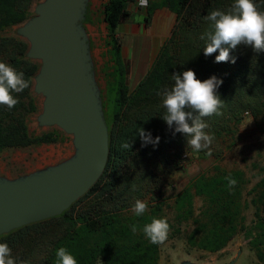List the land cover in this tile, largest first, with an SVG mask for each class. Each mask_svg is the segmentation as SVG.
I'll return each mask as SVG.
<instances>
[{"label": "trees", "instance_id": "trees-1", "mask_svg": "<svg viewBox=\"0 0 264 264\" xmlns=\"http://www.w3.org/2000/svg\"><path fill=\"white\" fill-rule=\"evenodd\" d=\"M35 1L0 0V62L23 72L29 82L22 93H13L19 100L14 108L0 105V153L52 145L61 140V132L55 129L31 134L28 119L39 113L34 80L41 66L27 58L29 44L25 40L5 35L8 29L31 18ZM134 1L109 0L103 11L108 30L106 46L112 63L103 93L110 134L106 171L92 190L62 216L0 237V242L9 245L16 264H56L55 251L60 247L66 248L78 264H96L99 257L105 264H159V245L144 240L143 235L137 236L138 223L122 216L137 199L144 201L164 187L165 178L155 172L154 166H160L171 177L184 167L185 156L220 158L227 149L225 138L235 133L246 116L264 123V51L257 52L241 44L230 49L228 62L221 63L215 62L218 51L204 55L205 41L201 36L212 30L205 17L213 10H228L233 0H148L147 22L160 9H168L178 21L147 76L131 92L117 30L126 17L127 4ZM254 2L264 11V0ZM188 69L201 81L212 76L221 80L217 92L225 101L222 115L203 118L207 124L205 131L214 139L209 148L199 152L187 147V138L174 133L161 118L164 109L160 93L174 84L173 74ZM138 128L150 132L153 140L158 137V143L142 145ZM125 143L130 148H123ZM243 176L241 172L212 178L201 176L177 198L175 209L180 220H194L196 190L197 196L207 199L210 205L202 214L201 226L188 236L189 245L217 253L244 233L250 251L264 264V179L253 189L251 206L255 219L248 227L240 212ZM226 177L237 181L233 188L228 187ZM91 196H95L96 202L89 210L78 212V206ZM151 220L147 219V223ZM133 225L137 227L135 233ZM100 237L101 244L95 245ZM127 239L132 240L124 245L122 242Z\"/></svg>", "mask_w": 264, "mask_h": 264}, {"label": "water", "instance_id": "water-1", "mask_svg": "<svg viewBox=\"0 0 264 264\" xmlns=\"http://www.w3.org/2000/svg\"><path fill=\"white\" fill-rule=\"evenodd\" d=\"M90 0H44L17 30L40 64L34 93L44 99L41 128L73 137L67 161L10 180L0 178V237L62 216L104 175L110 134L85 23ZM242 252L229 264H238ZM183 264H195L184 262Z\"/></svg>", "mask_w": 264, "mask_h": 264}, {"label": "rangeland", "instance_id": "rangeland-1", "mask_svg": "<svg viewBox=\"0 0 264 264\" xmlns=\"http://www.w3.org/2000/svg\"><path fill=\"white\" fill-rule=\"evenodd\" d=\"M44 0H36L31 10V18L35 16V7ZM105 0H90L87 21L85 27L90 37L91 51L95 65L98 85L103 93L107 89L108 73L112 68L109 49L106 46V31L103 27V7ZM143 22V20H142ZM25 23L8 29L6 36L19 37L17 30ZM20 38V37H19ZM131 92L135 90L130 89ZM35 94V93H34ZM39 113L29 117L28 126L31 134L40 135L45 132L58 130L61 132V140L52 145H44L26 150H8L0 153V178L10 180L18 179L35 172L57 166L75 154L73 137L65 134L57 128H41L38 118L43 110L44 99L35 94ZM104 103V99H103ZM105 110V109H104ZM227 149L220 158H198L184 157V167L168 177L155 165V172L164 176V187L151 194L143 202L147 203V211L142 216H136L131 210L123 213V218L134 220L138 223L139 231L137 236L143 235V227L149 218H165L170 225L167 238L158 243L159 264H183L192 262L195 264H229L237 258L239 252L242 255L238 264H260L255 255L250 251L249 241L240 233L226 248L217 253H209L199 248H193L188 243V236L197 230L203 219L202 214L209 208V201L202 196L195 195L196 218L192 221H183L178 217L176 211V200L183 192L201 176L207 178L241 172L243 194L241 199L240 212L245 217V224L252 226L255 219V209L251 206L253 200V189L264 179V123L246 116L235 133L225 138ZM96 202L95 196L89 197L78 206V212L89 210V206ZM138 219H141L140 222ZM100 239V240H99ZM95 241V245L101 244V237ZM132 239L122 242L127 245ZM96 264H105L99 257Z\"/></svg>", "mask_w": 264, "mask_h": 264}, {"label": "clouds", "instance_id": "clouds-1", "mask_svg": "<svg viewBox=\"0 0 264 264\" xmlns=\"http://www.w3.org/2000/svg\"><path fill=\"white\" fill-rule=\"evenodd\" d=\"M142 8H146L148 0H138ZM205 19L210 23L211 31L201 36L205 41L204 55L210 56L217 51L215 62H228L230 49L238 45L250 46L254 51H264V11L258 9L254 0H233L228 10H213ZM234 62V58H232ZM174 84L160 93L164 114L161 118L174 133H181L187 138V147L193 151L209 148L214 136L205 131L207 124L203 118L222 115L224 102L217 92L222 81L212 76L203 81L196 78V73L188 69L172 75ZM29 87L23 72H18L9 64L0 62V105L8 109L14 108L19 100L13 93H22ZM142 145L158 143L150 132L138 128ZM123 148L130 145L125 143ZM211 154L210 152L208 153ZM231 189L237 181L226 177ZM147 203L137 199L131 208L136 216L147 211ZM170 225L165 218H153L143 227L145 237L153 244L163 242L167 238ZM135 233L137 227L132 226ZM56 264H78L76 258L64 247L55 251ZM0 264H16L7 243L0 242Z\"/></svg>", "mask_w": 264, "mask_h": 264}, {"label": "crops", "instance_id": "crops-1", "mask_svg": "<svg viewBox=\"0 0 264 264\" xmlns=\"http://www.w3.org/2000/svg\"><path fill=\"white\" fill-rule=\"evenodd\" d=\"M108 2L109 0H105L104 7ZM126 12V17L117 30V36L122 43V55L128 69L127 82L130 89L135 90L171 38L178 18L168 9H160L151 17L150 22H147L148 11L141 9L137 0L127 4ZM103 27L105 36L108 37L105 22Z\"/></svg>", "mask_w": 264, "mask_h": 264}, {"label": "built area", "instance_id": "built-area-1", "mask_svg": "<svg viewBox=\"0 0 264 264\" xmlns=\"http://www.w3.org/2000/svg\"><path fill=\"white\" fill-rule=\"evenodd\" d=\"M137 3H138V0H137ZM138 6H139V4H138ZM148 6H149V1H148V4H147V7L146 8H142V7H140L141 9H147L148 8ZM187 156H185V158H186Z\"/></svg>", "mask_w": 264, "mask_h": 264}]
</instances>
